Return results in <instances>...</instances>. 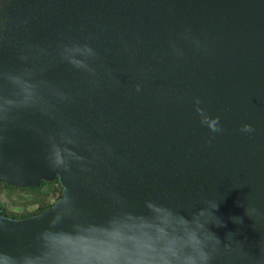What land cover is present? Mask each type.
I'll list each match as a JSON object with an SVG mask.
<instances>
[{
	"label": "water",
	"instance_id": "1",
	"mask_svg": "<svg viewBox=\"0 0 264 264\" xmlns=\"http://www.w3.org/2000/svg\"><path fill=\"white\" fill-rule=\"evenodd\" d=\"M57 177L0 264H264V0H0V180Z\"/></svg>",
	"mask_w": 264,
	"mask_h": 264
},
{
	"label": "trees",
	"instance_id": "2",
	"mask_svg": "<svg viewBox=\"0 0 264 264\" xmlns=\"http://www.w3.org/2000/svg\"><path fill=\"white\" fill-rule=\"evenodd\" d=\"M64 197L59 177L38 187H20L0 180V209L6 217L21 219L38 215Z\"/></svg>",
	"mask_w": 264,
	"mask_h": 264
},
{
	"label": "clouds",
	"instance_id": "3",
	"mask_svg": "<svg viewBox=\"0 0 264 264\" xmlns=\"http://www.w3.org/2000/svg\"><path fill=\"white\" fill-rule=\"evenodd\" d=\"M210 127H212L213 130H215V122L214 121L210 124ZM242 131H252V128L250 125L245 124V125H243ZM56 163H62V161H60L59 158H57Z\"/></svg>",
	"mask_w": 264,
	"mask_h": 264
}]
</instances>
